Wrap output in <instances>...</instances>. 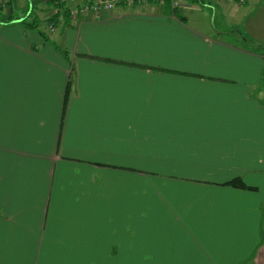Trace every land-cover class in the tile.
Wrapping results in <instances>:
<instances>
[{
  "label": "crops",
  "instance_id": "0c3cea01",
  "mask_svg": "<svg viewBox=\"0 0 264 264\" xmlns=\"http://www.w3.org/2000/svg\"><path fill=\"white\" fill-rule=\"evenodd\" d=\"M179 1L0 7V264H264V0Z\"/></svg>",
  "mask_w": 264,
  "mask_h": 264
},
{
  "label": "built area",
  "instance_id": "2783aa9c",
  "mask_svg": "<svg viewBox=\"0 0 264 264\" xmlns=\"http://www.w3.org/2000/svg\"><path fill=\"white\" fill-rule=\"evenodd\" d=\"M7 0H0V7L6 6ZM67 0H54L57 6L61 5L63 2ZM71 2L76 0H70ZM85 1V3L79 8L78 10H70V14L72 18H76L79 14H95L100 15L102 12H111L116 7L126 4L128 6H136V5H146L150 0H81ZM153 1V0H152ZM160 4H165L167 0H154ZM240 4H244L245 0H238ZM172 7V10L175 12L178 8L181 7V2L179 0H170L169 1ZM59 13V9L55 8L53 12L50 14V21L48 22L49 29L54 31L56 24L55 22L51 21V18Z\"/></svg>",
  "mask_w": 264,
  "mask_h": 264
},
{
  "label": "rangeland",
  "instance_id": "374dc122",
  "mask_svg": "<svg viewBox=\"0 0 264 264\" xmlns=\"http://www.w3.org/2000/svg\"><path fill=\"white\" fill-rule=\"evenodd\" d=\"M262 64H263V65L261 66V67H262L261 72H262V80H263V79H264V60H262ZM256 67H257V66H256L255 64L252 63V64H251V68H252L253 70L250 68V66H249V67L245 66V69H250L251 72H254V69H255ZM257 68H258V67H257ZM258 72H259V68H258ZM261 85H262V86H259V85L256 86V90H257V89H261V91L264 90V87H263V86H264V81H261ZM256 94H257V92H256ZM262 100L264 101V98H262ZM263 103H264V102H263ZM144 260H146V259L144 258Z\"/></svg>",
  "mask_w": 264,
  "mask_h": 264
},
{
  "label": "trees",
  "instance_id": "16d2710c",
  "mask_svg": "<svg viewBox=\"0 0 264 264\" xmlns=\"http://www.w3.org/2000/svg\"><path fill=\"white\" fill-rule=\"evenodd\" d=\"M170 0H167V2H169ZM189 1V0H188ZM190 1H194L196 2L197 0H190ZM166 2V3H167ZM165 3V4H166ZM170 3V2H169ZM230 185H233L234 187H240V188H243V189H252L251 187L249 186H246L240 179H237V180H233L232 182L229 183Z\"/></svg>",
  "mask_w": 264,
  "mask_h": 264
}]
</instances>
